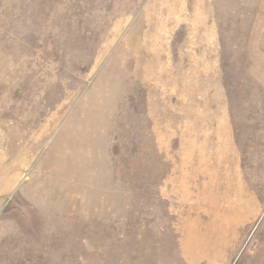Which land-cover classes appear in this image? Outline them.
Wrapping results in <instances>:
<instances>
[{
  "label": "rangeland",
  "instance_id": "rangeland-1",
  "mask_svg": "<svg viewBox=\"0 0 264 264\" xmlns=\"http://www.w3.org/2000/svg\"><path fill=\"white\" fill-rule=\"evenodd\" d=\"M0 264H264V0H0Z\"/></svg>",
  "mask_w": 264,
  "mask_h": 264
}]
</instances>
